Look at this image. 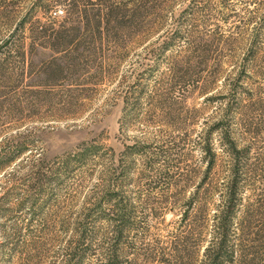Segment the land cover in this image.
Wrapping results in <instances>:
<instances>
[{"label":"rangeland","instance_id":"rangeland-1","mask_svg":"<svg viewBox=\"0 0 264 264\" xmlns=\"http://www.w3.org/2000/svg\"><path fill=\"white\" fill-rule=\"evenodd\" d=\"M178 2L181 4L173 2L171 17L164 19V24L174 26L173 17L179 15L189 0ZM217 3L212 0L209 7L212 9L202 10L201 15L193 19V24L199 25V36H203L205 24L217 19ZM232 3L242 13L239 0ZM96 4L95 0H0V144L19 133L34 142L32 148L10 163L0 165V197L10 192V210L0 214V235L4 223L9 224L15 217L24 219L28 213L26 208L15 209L18 196L26 194L27 157L44 153L47 159H52L91 138L112 148L114 154L134 141L149 148H169L171 186L154 183L153 190L145 191L147 183L153 184L157 175L155 171H145V157L138 156L137 171L132 176L133 189L145 192L142 199H147L148 205L156 211L161 202H182L197 189L199 195L195 200L204 199L213 213L231 164L220 133L214 128L227 108L233 138L239 147L250 148L240 181L243 203L264 209V163L261 160L264 78L255 75L257 69L250 71L252 76L248 78L242 75L243 80L233 86L222 80L208 88L204 87V82L198 86L178 85L173 84L170 64L183 66L188 52L174 50L166 57H159L155 69L148 75L146 70L155 64L154 60L141 57L143 49L133 43L130 35L120 43L109 38L92 44L75 40L64 51L49 48L50 42L36 32L39 25L54 22L56 27L67 17L70 23L82 20L84 25L85 11H92ZM249 7L252 9V5ZM71 9L74 12L71 13ZM75 46L77 51H74ZM55 63L63 67L58 68ZM210 66L202 73L204 81L211 80ZM139 72L145 76L143 91L133 114L123 117L124 91ZM206 138L211 141L210 153L200 148ZM3 151L0 148V154ZM155 168H161L160 164ZM84 170L68 178L56 192L55 205L48 204L43 209L50 227L57 209L66 213L72 206L71 211L77 212L76 200L82 202L83 194L89 187L91 191L97 182L96 174L90 176V166L89 176ZM83 186L85 192L79 193ZM178 213L174 209L162 217L148 215L142 231L129 233L125 244L119 246L120 252L128 257L127 264H158L149 261L147 256H155L161 250L169 255L175 237L193 229L189 224L196 221L192 212L191 220L181 225ZM258 224L256 221L255 226ZM198 230L200 227L195 231ZM112 236L93 235L94 251L90 252L86 264L99 263L97 256L107 251L113 243ZM53 238L51 234L36 233L34 240L43 245L40 255L37 250L16 246L5 250L7 256L0 252V264H51L57 251ZM1 239L0 236V242Z\"/></svg>","mask_w":264,"mask_h":264},{"label":"trees","instance_id":"trees-1","mask_svg":"<svg viewBox=\"0 0 264 264\" xmlns=\"http://www.w3.org/2000/svg\"><path fill=\"white\" fill-rule=\"evenodd\" d=\"M178 1L183 0H95L94 9L85 11L83 15L84 25L82 20L70 23L67 17L56 27L54 22L39 25L36 32L50 42L49 48H62L64 51L75 40H81V44H92L109 38L120 43L130 35L133 43L143 49L141 57H152L154 60L155 64L146 70L148 75L155 69L159 57H166L174 50L188 52L183 66L175 62L170 64L173 84L198 86L204 82V87L208 88L222 80L233 86L243 80L242 75L250 77L249 72L253 69H257L255 75L264 78V0H239L242 13L232 0H217V19L205 24L203 36L197 33L199 25H194L192 21L201 15L202 10L212 9L209 8L212 0H189L178 16H172L176 22L174 26L164 24L163 20L171 17L173 2L181 4ZM194 33L196 36H193ZM77 49L75 46L74 51ZM55 65L63 67L60 63ZM209 66L211 80L204 81L202 73ZM144 78L139 72L124 91L123 117L133 114L143 91ZM227 111L228 108L214 128L220 133L231 164L213 213H210L204 199L195 200L199 195L197 189L182 202H161L158 211L148 205L147 199H142L145 192L133 189L135 180L132 176L137 171L138 156L145 157L144 170L148 173L155 171L157 175L153 184L151 181L147 183L145 191L153 190L154 183L171 186L172 176L169 173L172 158L169 148H149L134 141L114 154L112 148L91 138L81 142L74 150L52 159H47L44 153L27 157L25 166L23 164L28 169L26 194L18 196L15 209L26 208L28 213L24 219L15 217L9 224H3L0 252L7 256L5 250L23 246L37 250L40 255L43 245L34 240V235L51 234L57 246L51 264H86L90 252L94 251L93 235L113 234V243L105 253L97 256L98 264H127L128 257L120 252L119 246L125 244L128 234L142 231L148 215L162 217L167 211L176 209L181 225L191 220V213L194 212L196 221L189 224L193 229L175 237L169 255L161 250L155 256L148 255L149 261H157L158 264H264V209L243 203L240 188L250 148L239 147L233 138ZM204 141L200 148L210 153L211 141L207 138ZM33 143L22 133L5 139L0 144V148L4 149L0 154V165L10 163L17 155L32 148ZM261 160L264 163V153ZM158 163L161 168H155ZM212 163L211 160L209 167ZM89 166L90 176L96 174L97 182L91 191L87 187L82 202L76 200L77 212L71 211L72 206L66 213L57 209L50 227L43 209L48 204H56L53 203L56 202V192L76 172L81 173L86 168L84 171L89 176ZM83 192L85 186L79 193ZM9 197L8 191L0 197L1 215L10 210ZM256 221H259L257 226ZM197 227L201 230L195 231Z\"/></svg>","mask_w":264,"mask_h":264}]
</instances>
